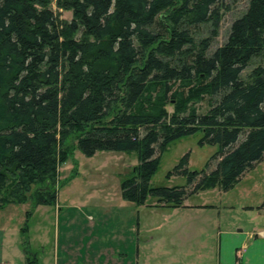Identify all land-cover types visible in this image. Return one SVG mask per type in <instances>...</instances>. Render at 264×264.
Masks as SVG:
<instances>
[{
    "label": "trees",
    "instance_id": "trees-1",
    "mask_svg": "<svg viewBox=\"0 0 264 264\" xmlns=\"http://www.w3.org/2000/svg\"><path fill=\"white\" fill-rule=\"evenodd\" d=\"M240 1L0 0V210L30 202L29 222L56 206L76 150L136 152L122 194L137 206L181 208L194 193L235 188L264 161V0H248L212 51ZM197 133L218 147L215 168L190 171L187 154L168 174L185 186L152 187L157 154Z\"/></svg>",
    "mask_w": 264,
    "mask_h": 264
},
{
    "label": "rangeland",
    "instance_id": "rangeland-1",
    "mask_svg": "<svg viewBox=\"0 0 264 264\" xmlns=\"http://www.w3.org/2000/svg\"><path fill=\"white\" fill-rule=\"evenodd\" d=\"M52 7L60 19H72L71 11L59 9L55 2ZM247 7L248 0L230 5L222 17L219 36L212 51L227 41L232 24ZM199 108L201 114L206 113L207 103L200 104ZM202 137V133L184 137L171 143L164 153L157 154L160 156V165L151 180V186H185L187 178L177 175L168 178V174L187 154L190 157V171L206 170L208 164H211L209 169L212 171L216 164L212 157L218 147L201 146L199 142ZM138 165L136 152H98L93 157H86L76 150L74 156L59 170V181H63L64 185L58 193L56 206H39L29 222L27 213L32 210L30 202L9 205L0 210L2 264H28V257L31 262L38 264L44 254L55 262L53 246L56 232L53 235L51 232L49 238L45 233L46 227L51 231L57 227V235L61 230L59 235L63 244L80 241L82 244L76 250L81 252L87 250V240L101 239L105 242L110 238L108 235L103 237L102 234L97 238L98 230L94 231L92 237V229L89 227H163L156 232V238L160 237L162 244L171 241L168 227H238L246 231L264 227V217H259L257 212V207L264 202V163L250 171L228 192L216 188L191 196L184 202V205L192 206L190 208L156 207L158 203L154 198H149L143 206L126 200L122 194V184L132 178ZM27 223L28 234H23ZM109 229L103 228V231ZM255 237L256 234L251 235V238ZM113 241L115 239H111L112 243ZM64 247L65 244L61 243V252ZM41 252L43 256L40 255ZM60 257L63 259V254ZM84 260H87V256H84Z\"/></svg>",
    "mask_w": 264,
    "mask_h": 264
},
{
    "label": "crops",
    "instance_id": "crops-1",
    "mask_svg": "<svg viewBox=\"0 0 264 264\" xmlns=\"http://www.w3.org/2000/svg\"><path fill=\"white\" fill-rule=\"evenodd\" d=\"M190 207L184 205L182 208ZM257 212L259 217H264V210ZM56 228L51 231L46 227L45 230L47 237L51 232L52 235L56 232L53 246L55 262L44 254L38 264H264V227H254L248 231L238 227H168L171 241L166 244H162L160 237L156 238V232L163 227H89L92 237L94 231L98 230L97 238H100L99 234L110 238L105 242L101 239L87 240V250L83 252L76 250L82 244L80 241L67 243L70 246L64 242V251L61 252V243L64 244L60 240V227L58 235ZM103 228L110 229L103 231ZM252 234H256V237L251 238ZM111 239L115 241L112 243ZM62 254L63 259L60 257ZM40 255L43 256L42 252ZM84 256H87V260H84Z\"/></svg>",
    "mask_w": 264,
    "mask_h": 264
}]
</instances>
